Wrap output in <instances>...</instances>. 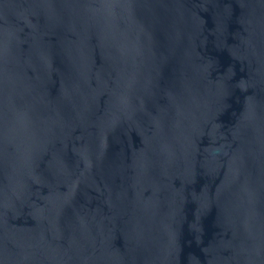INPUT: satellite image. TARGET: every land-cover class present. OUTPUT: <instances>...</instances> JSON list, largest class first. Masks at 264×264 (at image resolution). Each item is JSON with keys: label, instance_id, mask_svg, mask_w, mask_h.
Returning a JSON list of instances; mask_svg holds the SVG:
<instances>
[{"label": "water", "instance_id": "obj_1", "mask_svg": "<svg viewBox=\"0 0 264 264\" xmlns=\"http://www.w3.org/2000/svg\"><path fill=\"white\" fill-rule=\"evenodd\" d=\"M0 264H264V0H0Z\"/></svg>", "mask_w": 264, "mask_h": 264}]
</instances>
